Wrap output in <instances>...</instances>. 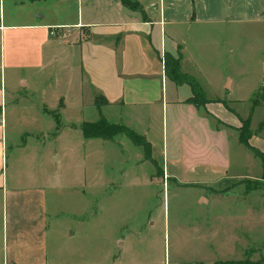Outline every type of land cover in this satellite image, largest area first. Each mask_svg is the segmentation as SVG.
<instances>
[{"label":"crops","instance_id":"obj_1","mask_svg":"<svg viewBox=\"0 0 264 264\" xmlns=\"http://www.w3.org/2000/svg\"><path fill=\"white\" fill-rule=\"evenodd\" d=\"M127 1L130 5L124 0H0L4 26L0 32V264H75L74 256L85 255L82 245L58 247L50 257V216L55 217L53 232L60 234L64 211H58V204L64 189L84 199L91 189L105 191L109 184L152 187L159 174L164 181L176 182L177 188L224 190L232 179L243 178L245 149L261 158L264 173V115L256 119L257 108L264 111V0ZM208 35L210 48L204 41ZM218 39L223 42L221 49H227L229 65L245 66L259 58L263 72L254 91L262 94L260 101L238 94L239 79L249 77L245 67L241 73L228 68L217 72L208 67L210 63L204 64L208 48L211 61L212 53L215 59L221 52ZM189 41L194 44L192 52ZM166 54L180 56L181 71L198 81L201 104L190 101L194 96L190 84L177 83L168 75ZM37 94L43 99L30 101ZM102 97L107 103L97 102ZM10 99L13 106H8ZM241 108L248 112L241 114ZM91 110L101 112L100 118H86L83 113L90 115ZM9 113L15 120L19 155L10 166ZM101 118L144 136L151 145L150 157L132 141L144 153L137 149L133 154L132 170L117 169L116 183L107 182L104 169L58 177L50 187V212L48 191L38 178L41 163L34 159L27 165L20 150L26 149L27 139L38 142L44 133L60 144L55 160L62 158L65 146L75 143L91 144L89 151L93 145L103 149L108 140L87 138L81 129L84 122ZM245 120L253 132L249 142L260 156L240 140ZM146 161L161 171L138 170ZM79 223L87 222L83 218ZM77 233L69 228V242Z\"/></svg>","mask_w":264,"mask_h":264},{"label":"rangeland","instance_id":"obj_2","mask_svg":"<svg viewBox=\"0 0 264 264\" xmlns=\"http://www.w3.org/2000/svg\"><path fill=\"white\" fill-rule=\"evenodd\" d=\"M204 41L209 47L211 36L208 35ZM217 42L221 52L215 59V53L211 52V61L209 47L204 64L210 63L208 67L217 72L228 68L234 73H241L245 67L244 71L249 77L239 79L238 94L243 98L260 101L262 94L257 95L254 91L261 82L260 75L263 72L259 58L245 66L229 65L227 49H221L223 42L220 39ZM189 47L192 52L193 41H189ZM50 79L51 77L49 80L44 79L43 82ZM42 99L40 94L30 97V101L35 103ZM198 100L203 98L199 97ZM12 101L10 99L8 106H13ZM257 109L256 119L260 120L264 111ZM239 112L245 114L248 110L241 108ZM74 114L78 118V112ZM83 114L86 118L98 119L101 112L91 110L90 115L85 112ZM12 116L9 113L8 124L12 132L8 146L9 166L13 158L19 156L18 146L14 143L16 129L12 126V121L15 123ZM65 116L67 118L69 115L65 113ZM45 126L49 129L48 124L45 123ZM75 131L81 133V129ZM41 138L38 142L32 138H24V142L28 140V145L26 149L20 150L24 151L20 156L27 160V165H30L28 161L34 159L41 163L42 171L38 178L48 191L50 212V201L53 197L50 187L57 183L58 177L71 172L77 174L80 170L104 169L108 174L107 182L116 183L114 181L118 178L117 169L132 170L136 167L133 154L138 153L137 149L144 153L141 147L123 135L116 137V142L108 140L103 149L93 145L89 151L91 144L81 146L75 143L72 147L65 146L62 149V158L55 160L53 154L60 144L53 142L51 134L47 136L44 133ZM74 138L79 139L77 136ZM121 139L123 141L119 142ZM159 160L163 164L162 159ZM244 161L245 165L240 171L243 178L232 179L229 182L231 185L226 183L230 186L224 190L196 185L177 188L176 182L168 179L164 181L159 174L152 180V187L117 188L116 184H109L105 191L91 189L84 199L80 194L64 189L59 195L61 204H58V211L62 208L64 211L61 213L60 225L63 230L60 234L53 232L55 217L50 214V257H53V252L58 247L76 248L84 245L85 255L74 256L75 264H199L200 261L209 264H232L264 259L263 164L261 158L247 149L244 152ZM157 168L159 173L160 168L150 161L137 166L138 170H146V173L156 172ZM144 174L142 172L141 177ZM54 196L56 198L57 193ZM83 218L87 223L81 225L79 220ZM71 226L78 233L69 242L66 233Z\"/></svg>","mask_w":264,"mask_h":264},{"label":"trees","instance_id":"obj_3","mask_svg":"<svg viewBox=\"0 0 264 264\" xmlns=\"http://www.w3.org/2000/svg\"><path fill=\"white\" fill-rule=\"evenodd\" d=\"M124 1L126 4L130 5L129 1ZM180 59V56L173 57L170 54H166V71L168 75L177 83L190 84L194 92V96L190 99V101L201 104L203 100H198V98L202 96V89L198 81L193 76L181 71ZM261 90L264 91V87H262ZM97 102L99 104H105L107 103V100L105 99V97H102L101 100L98 98ZM81 129L84 136L87 138H103L106 140H113L118 135H126L136 145H139L144 148L147 158H149L151 155V145L148 140L144 136L138 134L137 132L130 129L124 124L109 122L107 119L101 118L96 122H84L81 125ZM252 134L253 132L250 130V122L248 120H245L240 129V140L242 143H244L247 147H249L257 155L260 156V152L256 148H254L249 142V139ZM214 264H219V262ZM232 264H264V259L246 260L244 262H237Z\"/></svg>","mask_w":264,"mask_h":264},{"label":"built area","instance_id":"obj_4","mask_svg":"<svg viewBox=\"0 0 264 264\" xmlns=\"http://www.w3.org/2000/svg\"><path fill=\"white\" fill-rule=\"evenodd\" d=\"M4 26L3 24L0 22V32L3 30Z\"/></svg>","mask_w":264,"mask_h":264}]
</instances>
